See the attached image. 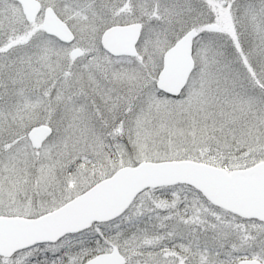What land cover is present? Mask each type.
Returning <instances> with one entry per match:
<instances>
[{
	"label": "snow or ice",
	"instance_id": "snow-or-ice-1",
	"mask_svg": "<svg viewBox=\"0 0 264 264\" xmlns=\"http://www.w3.org/2000/svg\"><path fill=\"white\" fill-rule=\"evenodd\" d=\"M0 264H264V0H0Z\"/></svg>",
	"mask_w": 264,
	"mask_h": 264
}]
</instances>
